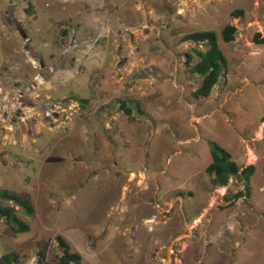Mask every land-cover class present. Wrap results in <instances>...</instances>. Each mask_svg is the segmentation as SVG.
<instances>
[{
    "label": "rangeland",
    "instance_id": "rangeland-1",
    "mask_svg": "<svg viewBox=\"0 0 264 264\" xmlns=\"http://www.w3.org/2000/svg\"><path fill=\"white\" fill-rule=\"evenodd\" d=\"M198 30L227 60L206 98L185 63L203 46L182 40ZM256 32L264 0H0V189L34 209L27 232L0 223V254L39 264L47 243L54 264L60 234L80 264H264ZM207 139L254 165L249 194L210 183Z\"/></svg>",
    "mask_w": 264,
    "mask_h": 264
},
{
    "label": "trees",
    "instance_id": "trees-1",
    "mask_svg": "<svg viewBox=\"0 0 264 264\" xmlns=\"http://www.w3.org/2000/svg\"><path fill=\"white\" fill-rule=\"evenodd\" d=\"M242 9L231 11L232 16H239ZM236 27L232 24H225L221 30V38L225 42H230L235 38ZM183 41H189L192 44L203 46V49L194 48L198 60L191 63L190 54L187 55L185 63L189 71L199 78L198 86L193 91L196 98H206L211 93L221 77H225L227 70V60L218 45L217 34L212 30H198L185 34ZM253 41L258 44L264 43V32H256ZM80 100V99H79ZM80 101H84L81 99ZM129 112V108H126ZM264 121V117L262 118ZM211 160L205 167V172L209 175L210 183L215 187H223L228 184L230 178L243 180L246 188L245 194H249L248 183L254 173V165L248 164L240 167L233 159L231 154L212 139H207ZM242 192H236L229 199L232 203L234 199L242 196ZM25 216L33 215L34 209L31 201L14 191L0 189V223L4 222L12 234L24 233L29 230V224L18 212ZM55 243L60 251L53 262L54 264H80V253L73 251L67 240L60 234L55 235ZM48 244L39 248L37 251V261L43 264L46 258V248ZM0 264H19V255L13 250L0 254Z\"/></svg>",
    "mask_w": 264,
    "mask_h": 264
}]
</instances>
